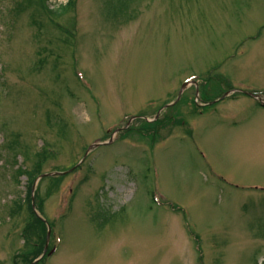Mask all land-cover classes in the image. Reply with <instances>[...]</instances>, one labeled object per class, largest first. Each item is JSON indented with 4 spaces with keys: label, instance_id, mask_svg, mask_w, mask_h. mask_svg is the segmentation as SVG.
<instances>
[{
    "label": "rangeland",
    "instance_id": "374dc122",
    "mask_svg": "<svg viewBox=\"0 0 264 264\" xmlns=\"http://www.w3.org/2000/svg\"><path fill=\"white\" fill-rule=\"evenodd\" d=\"M45 1L0 0V264H264V0Z\"/></svg>",
    "mask_w": 264,
    "mask_h": 264
},
{
    "label": "trees",
    "instance_id": "16d2710c",
    "mask_svg": "<svg viewBox=\"0 0 264 264\" xmlns=\"http://www.w3.org/2000/svg\"><path fill=\"white\" fill-rule=\"evenodd\" d=\"M32 0H29V2H31ZM40 1H43V0H40ZM45 1V0H44ZM46 2V1H45ZM38 3H39V0H38ZM124 3V2H123ZM130 3V0H127L125 1L124 4H129ZM70 5H73V0H71L70 3L66 4V5H63V6H60L59 8H57L56 10H50L49 8H47V10H49V12H51L52 14H58V15H61L63 13H65L67 11V9H69ZM46 7V5H44V8ZM103 209V208H102ZM100 212V210H99ZM98 212V217L101 218V215H104L103 212ZM100 222L102 224L105 223V220L101 221Z\"/></svg>",
    "mask_w": 264,
    "mask_h": 264
},
{
    "label": "water",
    "instance_id": "95a60500",
    "mask_svg": "<svg viewBox=\"0 0 264 264\" xmlns=\"http://www.w3.org/2000/svg\"><path fill=\"white\" fill-rule=\"evenodd\" d=\"M97 146H98V144H95L94 146H92V148H93V147H97Z\"/></svg>",
    "mask_w": 264,
    "mask_h": 264
}]
</instances>
